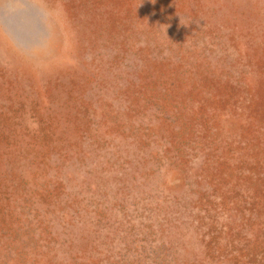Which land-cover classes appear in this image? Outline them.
<instances>
[{
  "label": "rangeland",
  "instance_id": "1",
  "mask_svg": "<svg viewBox=\"0 0 264 264\" xmlns=\"http://www.w3.org/2000/svg\"><path fill=\"white\" fill-rule=\"evenodd\" d=\"M0 32V264H264V0H0Z\"/></svg>",
  "mask_w": 264,
  "mask_h": 264
},
{
  "label": "crops",
  "instance_id": "2",
  "mask_svg": "<svg viewBox=\"0 0 264 264\" xmlns=\"http://www.w3.org/2000/svg\"><path fill=\"white\" fill-rule=\"evenodd\" d=\"M37 1V0H36ZM11 27L14 31H16V34L19 38H24L25 34L32 33L34 31V23L31 21V18L25 17V18H16L11 21ZM26 39V38H24ZM0 40L7 43L6 38H4L0 32Z\"/></svg>",
  "mask_w": 264,
  "mask_h": 264
}]
</instances>
